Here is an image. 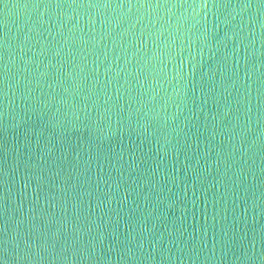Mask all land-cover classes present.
Wrapping results in <instances>:
<instances>
[{"label":"water","instance_id":"obj_1","mask_svg":"<svg viewBox=\"0 0 264 264\" xmlns=\"http://www.w3.org/2000/svg\"><path fill=\"white\" fill-rule=\"evenodd\" d=\"M0 264H264V0H0Z\"/></svg>","mask_w":264,"mask_h":264}]
</instances>
